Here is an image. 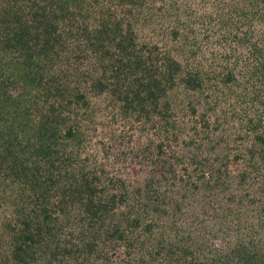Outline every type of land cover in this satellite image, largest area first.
Returning a JSON list of instances; mask_svg holds the SVG:
<instances>
[{"label": "rangeland", "instance_id": "obj_1", "mask_svg": "<svg viewBox=\"0 0 264 264\" xmlns=\"http://www.w3.org/2000/svg\"><path fill=\"white\" fill-rule=\"evenodd\" d=\"M63 1L71 15L58 10ZM27 28L44 55H35L32 70L50 76L51 86L67 83L68 101L87 92L88 105L75 101L63 113L85 134L78 157L71 146L65 157L93 191L77 206L52 202L51 217L30 226V246L26 230L18 239L10 228L12 205L26 201L20 187L35 185L33 199L44 207L62 196L50 195L45 178L11 177L6 166L15 157L3 155L0 264H264V0H0L3 75L19 54L12 37ZM173 62L198 76L209 107L180 71L169 81ZM152 77L161 80L157 92L147 85ZM12 79L37 119L48 114L40 103L69 110L47 92L33 100ZM102 82L129 98L100 91ZM88 203L101 206L97 215Z\"/></svg>", "mask_w": 264, "mask_h": 264}, {"label": "trees", "instance_id": "obj_2", "mask_svg": "<svg viewBox=\"0 0 264 264\" xmlns=\"http://www.w3.org/2000/svg\"><path fill=\"white\" fill-rule=\"evenodd\" d=\"M57 8L61 12L63 11L62 13L65 14V16L71 15V8L68 6L66 1H63L62 4H57ZM44 10L45 8L43 11ZM64 11L67 12L64 13ZM53 12L55 16L58 14L56 9H53ZM39 14L40 13H38V15ZM59 16L63 15H60L59 13ZM25 31L26 33L16 34V36L12 37L13 40H18L17 44H14L13 47H17L19 49V54L16 55L14 59L15 61L12 62L10 73L3 75L5 73L0 71V159L4 160L3 155H5L6 158L11 156L15 157L11 159L12 164L10 166H6L7 172H9L10 175H15V177L19 179H26L27 181L31 180L33 183H43L44 178L47 181L50 180L47 191L52 192L50 195H55V197H58V194L62 196L60 200L57 198L53 201L52 199H49L48 203L51 206H49L48 209V203L47 206L44 207V204L46 203L45 200L39 203L37 199H33V193H38V188H36L35 185H32L30 182L31 190L28 191L26 187H20L24 193L26 190V194L23 195L25 197L24 200L26 201L22 202V207L20 208L18 197L17 202H15L17 204L15 205L14 203L12 205V210L16 212L17 218L14 221H11L14 223L10 228L14 229V232L18 234L16 236L18 239L19 237H22L19 236V232L24 233V230H26V234L25 236L23 235V237L30 241L31 246L32 241H35V239L33 237V230L30 229V226L33 222H35V218H37L38 215H43L45 218L51 217L52 213L50 210L54 207L52 202L57 201L55 204L62 207L64 206L65 202L66 204H71V206H77V204L82 203L85 200V191L91 189L88 190V193L90 194L93 189L89 176L86 175L82 168H80V165L70 168L68 166V163H70L68 162L69 157H65L67 148H69V146L72 147L71 150L75 148L77 149L78 157V154L81 152L80 148H82L84 145L83 142L85 134L83 129L81 130L79 127V121H75L77 126L76 130L73 124L69 125L67 123L68 120L73 118L71 116H65L63 113H68L71 110L69 104H73L75 101H77V103L82 101V104L80 105L82 107L88 105L90 101L87 97V92L82 91L79 95H77V100L75 99L73 101H68L66 97L62 98L64 93H69L71 90L67 83V88H65L62 86L61 80L55 79L57 86L63 88L51 86L50 76L39 73L38 70H32L33 64L38 62V60L35 58V55H40L41 57H44V55L37 50L36 45L33 42L34 39H32L33 37L31 36H33L32 34H34V32H31L29 28L25 29ZM100 45L101 44L98 46ZM100 49L109 53V49L111 48L108 46V44H103ZM119 59L122 60V57ZM130 61L128 62V65L130 64ZM138 68L141 69L140 66ZM169 68L171 71L168 70L169 72L167 73V76L173 75L169 81L174 79L177 75V72L180 71L181 78L178 79L182 82L184 81L187 88L194 89L196 92L194 95L199 99L203 97V93L198 94L197 92L201 85L198 76H194L191 71L181 68V64L175 62L169 64ZM19 69L22 70L20 73L21 75L19 74ZM133 71L136 72L138 69L134 68ZM182 72H184L183 75H181ZM14 75L19 78V81H22V84L25 87L24 93L26 95H30L32 99L35 97V95L40 94V91L42 93V95L40 94L41 97L45 96L47 92V94L54 96V98H56L58 101L59 98H62L60 100L61 105L69 107V110L64 109L65 111L60 110L57 112V109L53 107V105L56 103L55 101H52L53 104H49L48 107L40 103L39 105L43 109H47L48 114L44 113L42 117L37 119L32 111L29 110L30 107L28 104H26L28 102L25 101L26 97H24V100H21L19 99V94H14L13 91L15 90L12 88L13 85H16V80L12 79ZM52 75L55 74L53 73ZM45 76L46 81H43ZM65 76H67V74ZM70 81L72 82V80ZM147 85L150 86L152 92H157L158 88L162 86L161 80L154 77L148 79ZM107 88H110L109 90L118 96L119 101H124L123 99L127 100L129 98L127 93L118 84L113 86V84L102 82L100 91L103 92L105 89L107 90ZM159 90L165 91L163 88H160ZM124 92L125 94L122 97V93ZM50 98L52 99V97ZM27 99L30 100V97ZM201 102L207 104L208 107L212 104L209 99L204 101L201 99ZM129 104V102L124 103V105ZM149 106L151 105L148 103H142V108L146 107L144 111H146L148 114L151 113V110L148 109ZM169 106L170 104H167V109ZM50 112L53 114L50 115ZM262 140L264 141V138H262ZM61 156H63V158H61ZM2 167L3 165H0V173ZM63 170H65V173ZM64 176H67V178H72V181H67L65 183ZM6 183V180L2 179L0 190L2 189L3 191H6L7 188L3 186ZM17 188L19 189V185ZM17 188H15L14 191H16ZM31 204H35L36 206L31 208ZM94 206H97V209L101 208L99 204H95ZM103 206L107 207V205ZM86 209V211H90L91 214L97 215V209H95L89 203ZM103 214L104 213H100L99 217ZM87 215L90 214L87 213ZM95 218H98V216H95ZM22 225L24 226L22 227ZM22 244L27 246L23 242ZM18 247L19 245H17L15 249H18ZM15 249L13 250V253L15 252ZM19 258L23 259L22 256Z\"/></svg>", "mask_w": 264, "mask_h": 264}]
</instances>
